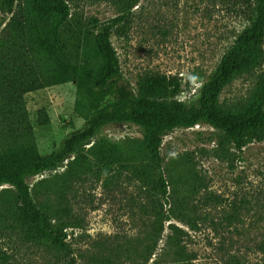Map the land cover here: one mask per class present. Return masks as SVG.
Wrapping results in <instances>:
<instances>
[{
    "label": "rangeland",
    "instance_id": "374dc122",
    "mask_svg": "<svg viewBox=\"0 0 264 264\" xmlns=\"http://www.w3.org/2000/svg\"><path fill=\"white\" fill-rule=\"evenodd\" d=\"M65 1L70 15L59 38L74 67L99 60L95 37L114 23L110 42L132 91L137 95L149 77H166L169 87L177 81L180 91L161 101L187 105L257 14L245 0H139L128 9L119 0ZM32 4L15 0L13 9L42 31ZM12 21L0 0L1 49L14 47ZM263 81L264 37L255 60L223 88L218 106L246 114L258 101ZM79 100L75 82L24 95L41 155L58 150L84 127L75 112ZM142 137L132 123H108L81 151L105 139L125 157L131 144L132 160L101 172L93 162L69 167L65 160L24 178L37 208L54 226L64 227L68 257L69 250L64 254L30 236L16 211L14 188L0 186V264H264V143L236 151L206 122L174 129L160 145L167 185L163 198Z\"/></svg>",
    "mask_w": 264,
    "mask_h": 264
},
{
    "label": "trees",
    "instance_id": "16d2710c",
    "mask_svg": "<svg viewBox=\"0 0 264 264\" xmlns=\"http://www.w3.org/2000/svg\"><path fill=\"white\" fill-rule=\"evenodd\" d=\"M126 9L139 0H119ZM15 0H1L3 11L11 15L16 27L14 47H0V186L15 190V208L20 221L32 238L47 242L53 249L67 252L63 226H54L48 214L35 205L24 178L67 160L74 164L93 162L101 171L111 170L124 160H132L133 146L125 157L117 145L100 139L84 152L81 145L94 137L102 126L126 122L143 133L141 145L149 162L157 170L156 191L165 198L167 185L161 174L160 145L165 135L176 128H193L206 122L223 132L234 150L251 143L264 142V81L258 101L246 114L225 112L218 106L219 95L232 77L251 64L259 54L264 37V0H245L257 11L254 21L236 38L208 80L200 85L197 99L187 105L175 100L164 103L180 91L176 81L170 88L166 77H149L136 95L120 74L119 61L110 42L112 24L104 25L94 40V65L74 67L60 42V28L70 15L65 0H33L32 8L43 23L39 30L34 22L13 9ZM14 10V11H13ZM97 58V59H98ZM75 82L79 101L75 112L85 121L56 151L41 155L33 144L27 120L24 95L50 86ZM97 172V171H96ZM215 202H219L215 199ZM235 213V208L233 209ZM70 256V250L67 252Z\"/></svg>",
    "mask_w": 264,
    "mask_h": 264
},
{
    "label": "built area",
    "instance_id": "2783aa9c",
    "mask_svg": "<svg viewBox=\"0 0 264 264\" xmlns=\"http://www.w3.org/2000/svg\"><path fill=\"white\" fill-rule=\"evenodd\" d=\"M262 143H264V142H262ZM251 144H253V143H251Z\"/></svg>",
    "mask_w": 264,
    "mask_h": 264
}]
</instances>
